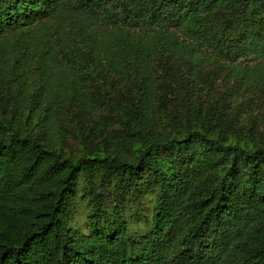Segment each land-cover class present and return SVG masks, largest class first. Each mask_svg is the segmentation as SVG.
<instances>
[{"label":"trees","instance_id":"obj_1","mask_svg":"<svg viewBox=\"0 0 264 264\" xmlns=\"http://www.w3.org/2000/svg\"><path fill=\"white\" fill-rule=\"evenodd\" d=\"M0 264H264V0H0Z\"/></svg>","mask_w":264,"mask_h":264},{"label":"rangeland","instance_id":"obj_2","mask_svg":"<svg viewBox=\"0 0 264 264\" xmlns=\"http://www.w3.org/2000/svg\"><path fill=\"white\" fill-rule=\"evenodd\" d=\"M67 151L73 153L74 155H76L78 153L76 145L72 142L69 143ZM80 207L81 208H79V210L76 212L74 220L83 229L85 227V216H86V214L84 213V209L82 208V206H80Z\"/></svg>","mask_w":264,"mask_h":264}]
</instances>
